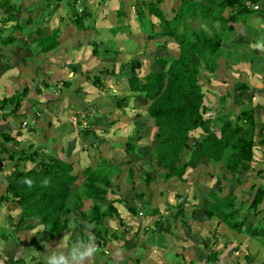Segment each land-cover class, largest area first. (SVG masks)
Instances as JSON below:
<instances>
[{"label":"trees","instance_id":"obj_1","mask_svg":"<svg viewBox=\"0 0 264 264\" xmlns=\"http://www.w3.org/2000/svg\"><path fill=\"white\" fill-rule=\"evenodd\" d=\"M71 1V8H74L78 0ZM106 1L108 0H103V3L106 4ZM58 2L59 0H45L44 3L48 8L54 6L56 10H59ZM161 2L162 0H134L128 4L120 0L112 10L116 18L115 23L117 21L118 23L109 27V31L115 34L118 29L124 28L128 34H132L128 23L125 25L119 24V18H126V9L132 7L134 9V19L141 28L139 32H145V38L147 39L156 36L171 39L176 44L175 53L171 54L167 48L161 46L160 48L165 50L166 55L154 57L153 61L157 64V69H149L142 76L138 75L142 63L136 58L131 57L128 61L121 63L120 66L122 67L120 68L125 70L124 79L129 92L117 94L114 91L113 94H108L100 100L95 96L89 102L90 111L96 113L95 110L100 106V103L105 102L108 107L117 108V112H113V115L102 114L108 128L119 121L118 113H123L124 105L130 97H133L134 101L139 102L140 105H144L145 114L151 121L153 131L151 141L153 145H142V149L147 154L146 166L149 170H143L140 164L136 168L142 171L143 176H140V180H143L145 185L156 176H162L163 178L174 176L176 179L182 180L184 171L187 168L194 167L201 159L213 164L219 163L221 168L229 174V181H239L241 176L238 172L253 170L251 167L253 149L258 145H264V129H257L253 107L240 106L232 120L219 117L220 115H217L220 110L218 107L225 104L223 97L219 96L212 106L209 105L205 96L206 90L199 84L198 76L202 75L205 81H209L210 78L217 76L219 57L230 61L228 55L231 56L232 53L225 51L223 48L225 47L222 43L223 32H227L230 37L228 23L238 20L239 15L242 13H246L250 9L254 10L252 5H258L261 1L172 0L168 16L159 7ZM248 3H250V7H248ZM2 8H5L7 14L3 17L2 22L10 20L13 23L7 27L8 33L3 34L0 32V74L10 69L12 64H21L20 60H24V57L32 56V61L40 66L38 71L35 68L38 73L36 76L45 75L31 87L36 96L33 106L36 107L37 104V107L33 110L32 118L34 121L32 123L34 125L27 127L24 133H33L37 129L34 126L38 125L39 121L43 123L41 125L45 129H52L55 123L60 128L65 126V124H61L62 117L55 120L56 117L46 119L44 116H40V113L47 111V103H50L52 107L53 103L59 101L55 94L60 92V88L50 91L49 87L52 82L49 76L54 68H58L59 65L62 68L64 64L63 62L59 64L56 61L49 60L48 54L56 53L63 42V33L59 29L62 16L58 17L59 23L56 25L52 23L54 22L52 21L54 15H51L48 20L45 17L39 18L38 16L34 18L37 21L32 23L29 8L26 11L28 15L25 18L19 16L20 9L25 10V7L18 3L0 2V9ZM77 8L75 7L73 11L69 9L67 13L69 22L79 30L91 27L94 18L92 12L85 6ZM87 19H89V22ZM147 25L148 30L146 29ZM25 30L28 32L24 38L17 35ZM115 41V39L107 40L106 45L100 51L102 58L106 56L116 57L119 50H117ZM32 44H34V47ZM102 44L103 42L94 39L90 41L91 52L94 56L98 55L97 47ZM31 46L33 47V54L30 52ZM20 47L23 48L21 53L19 52ZM67 67L73 73L82 74L85 84L90 79L92 88L97 89L99 92L101 89H107V83H105L103 77V74L107 72L106 69H100L98 72L92 73L81 71L76 63L68 64ZM108 71L116 81L119 79V75L114 73L112 69ZM58 78L55 86L59 81ZM60 82L62 88L70 84L69 80H60ZM234 86L235 90L238 91L245 88V85L240 82H236ZM85 87L88 90L91 86L86 85ZM28 90L27 86H23L20 91L0 98V111L2 113H5L3 112L5 109L9 110L6 113L17 111L20 108V98L26 96ZM82 109L84 108L81 107L80 110ZM79 114L76 113V115ZM139 115V113H136V116ZM136 116L131 119L135 124L131 131L135 134L138 132L141 123L136 119ZM35 119L39 121L36 122ZM107 128H104L103 132H107ZM38 129L42 128L39 127ZM45 129L44 132L35 134V136L38 135L42 140L44 138L47 140L48 132ZM198 129L202 133L196 137H191L192 134L190 133ZM53 130L55 131V126ZM81 133H85L87 140L90 141V138L94 140L91 136V133H93L91 128L82 129ZM20 134V132L16 133L17 136ZM135 139H141L140 135H137ZM84 140L81 138L80 142ZM72 143V140H65L63 146L60 147L62 154L65 153L61 157L56 154L47 155L44 150L39 152L34 142H26L25 139L19 141L13 135H10L8 131L0 129L1 152L7 154V159H17L23 164L21 167L14 165L6 172L3 181L5 186L3 194L0 195V202L12 201L19 207L18 225L26 220L36 219L37 223L41 224L46 230V236L52 237L67 228V223L72 222L69 213H75L76 206L81 205L82 199L89 198L92 204L88 212L77 211V213H80L83 221L80 226L83 228L89 224L88 230L92 234V239L99 245L105 240L104 218L107 215L114 216L119 224L121 223L113 202H122V198L110 199L111 201L109 200L103 209H101V203H99L105 199L104 196L107 192L110 194L116 193L109 190L112 175L117 171V166L100 165V161H97V166L94 167L87 165L80 169L81 180L76 185L77 177L71 174L72 162L67 159ZM135 147V141L132 140L131 136H128L123 145L124 150L127 153H133ZM184 150L186 151L185 157L182 156ZM96 154L99 155L98 149ZM25 162L31 163L32 166L26 167ZM258 169V171H262L264 167ZM150 170H153V172L151 173ZM252 172L254 173V170ZM132 173L133 169L129 167V178H131ZM25 178L34 182L32 187L22 183ZM44 181H47V184ZM258 182L260 181H255L249 186L253 193L247 204L231 192L220 195V189L217 188L208 195L211 200L204 204L202 212L206 218L213 217L216 220L213 228L216 224L223 223L229 229L249 236L264 247V185ZM138 196L140 194L133 196V200L138 201ZM244 205L245 208L242 212L241 208ZM127 209L130 213L136 211L131 206ZM142 211L146 215L158 214L156 208H150L149 206H143ZM176 213L181 214L182 209L179 208ZM172 215L173 213L169 212L167 216L158 217L154 221V224L158 226V230L166 232L170 230L173 223L168 222L167 219ZM181 223L186 226L184 219L181 220ZM79 235H82V233ZM210 236L212 244L204 245L209 249L208 253L203 254L204 263L208 261L209 264H219L216 258L217 253L212 250L217 235L213 231ZM237 249V245L232 248L233 251ZM244 258L247 261L246 264H252L251 256L246 255Z\"/></svg>","mask_w":264,"mask_h":264},{"label":"rangeland","instance_id":"obj_2","mask_svg":"<svg viewBox=\"0 0 264 264\" xmlns=\"http://www.w3.org/2000/svg\"><path fill=\"white\" fill-rule=\"evenodd\" d=\"M8 1L12 3H18L21 6L29 2V0H0V2H3V3L8 2ZM115 1L116 0L109 2L108 0L104 7L101 6V4L97 5V3H94V2L93 4H88L89 6L88 9L92 10V14L94 17L93 24L91 27H88L87 29L79 30L69 22V17H68L67 12L69 11V9L73 11L75 7L76 8L79 7L80 1L78 2L76 1L74 8H71V2H72L71 0H67V2L65 3L66 6L63 4V0H59L58 2L59 9H62V8L63 9L61 11L55 10L54 19L52 20L54 22L52 23L53 25L58 24L59 22L57 19L59 16L60 17L62 16V22L59 23V29L61 30V33H63L62 35L63 42L58 47V51L56 53L48 54V59L51 61H56L59 64L63 62V60L68 61L70 59H76L80 63L79 64L80 70L83 72L96 73L100 69H106L107 72L103 74V77L105 78V83H107V89L106 88L101 89V91L99 92L97 89L92 88V85L90 84L91 83L90 79H88L85 84L83 81L84 76L82 74H79L76 72L74 75V77L76 78L75 79L71 75L70 71L67 70L64 75H59L60 76L58 78L59 81L57 82L56 86H55L56 80H54V81H51L52 83L49 87L50 91L55 90V88H60L59 94L61 95L59 97V103H53L52 105L53 110L50 113L48 114H46L45 112L40 113L41 117L43 115L48 116L46 119L56 117L54 119L57 120L59 119V117L64 116V119H63L64 123L62 120L61 124L62 125L65 124V126H62L60 128V126L58 127V125H56L57 123H55L54 124L55 131L53 130V127H54L53 126L51 129L52 132H50L49 135L46 136L47 140L44 143L40 136L38 135L35 136V134H41L42 132H44V129H35L33 133L31 134L25 133L26 135L25 140L26 142L27 141L34 142L36 145L35 147H37L39 152L45 149L47 155L57 154V156L61 157L63 154L61 153L62 150L59 147H61V145L63 146V144L65 143V140L68 141L71 139H75L76 138L74 137L75 135L78 136V139H80V141H81V138L87 140L88 138L86 137L85 133L83 134L81 133V130L84 129L85 126H86V129H89V128L93 129V133H91V136L94 138V140L90 138L91 141L87 140L84 142L87 149L84 146H82V143L79 148H77L76 146L71 148V149L74 148V153L71 155V157L74 160V165L72 166L71 174L76 175L77 179L78 178L81 179L80 169L84 167L86 164H88L89 166H93V167L97 166V161L98 162L100 161L99 162L100 165H104V166L116 165L117 171L113 173L112 175L113 178L111 179V185H113L114 191L118 194L119 193L122 194L121 196L123 198H126L127 200L129 198L131 199V196L133 197L137 194H140V196L138 197H140L141 200H143L145 203H148V205L149 203L152 206L156 204L158 210L160 211L162 210V213L167 214L168 212H175L172 215V217L177 216L176 221L174 222L172 221V223L176 224L174 228H178V227L182 228V231L184 232L183 235H185L186 237H187L186 231H188L187 229L191 227V222L195 220L198 216H200L201 218H199L198 221L201 227L203 228V231L200 233L201 235H199L197 245L201 247L204 253H208L209 249L201 246L204 243L212 244V239L209 234L211 233L210 229L213 223L215 222V219L213 217L207 219L201 215V210L203 209L204 204L211 200L208 195L212 193L213 191H215L217 188H219L220 194L223 195L224 193L231 192L238 199L243 200V203L247 204L248 200L251 197L250 195L253 193V192L251 193L247 191L248 185L252 181H256L257 179L256 177H254L252 171L256 169L259 166V164L252 162L251 167L253 170H248V171L242 170L238 172V174L241 176V179L238 181L239 184H237L238 182L235 184L233 182L234 180H231L232 184H230L229 174L226 172L225 169L221 168L219 163L213 164L204 159H201L200 162H198L194 167L188 168L189 170L186 169L187 171L185 170L186 173H185L184 181L183 182L178 181L179 183L181 182V185L183 186V188L181 189H179V187L176 185L175 182L177 181L175 179H169L167 182H163V181L160 182V178L159 179L156 178L155 181L160 185V186L157 185L156 187H154V190L157 191L156 193L160 192V193H163V195L164 194L167 195L168 193L169 198L171 200L168 199L166 201V199L163 197L162 199L157 198V194L156 193L153 194L152 190L147 188V186L143 183V180H140V176L141 175L143 176L142 171L136 168V166L140 164L142 165L143 170H147V171L149 170L146 166L147 154H146V151L142 149V145L144 146L153 145V142L151 141L152 140L151 134L153 132L151 121L145 114L146 112L144 111L145 109L144 105H140L139 102L134 101L133 97H130L126 105H124L125 107L123 108V113L122 112L121 114L118 113L119 121L115 124H112L110 127L107 128V125L105 124V120H103L102 114L103 115L104 114L113 115V112L114 113L117 112V108H114L112 106V108L114 109L113 111V109L110 106L108 107L107 103L105 102V103H100V106H98L95 110L96 113H93V112L90 113L91 107H90L89 102H90V99L93 98V96H96L97 99L100 100L102 98H105L106 95L108 94H113L114 91L117 94H120V93L124 94V93L129 92L127 89L126 83H125V79H124L125 70L120 68L122 67L120 66L121 63L128 61V59H130L131 57L136 58L137 60L140 61V63H142L140 69L138 70V73H139L138 75L142 76L149 69H152V68L157 69L158 66L153 61L154 57L166 55L165 50L160 48L161 46L164 48H167L171 54H174L176 51V44L175 42L171 41V39L164 38L161 36H156L152 39L145 38L146 33L139 32L141 28L137 25V22L134 19V9L132 7L131 8L129 7V9H126L127 11L126 18L125 17L119 18L120 25H125L126 23L129 24V29L132 32V34L131 35L128 34L124 30V28L118 29L115 34H112L109 31V27L118 23V21L117 23H115L116 18L114 16V12L112 11L115 8V5H114ZM132 1L134 0H126L125 3L130 4ZM171 4H172V0H162L161 4H159V7L162 8V11H164V14L166 16L169 15V7ZM248 7H250V3H248ZM2 9L6 13L5 8H2ZM33 9L35 10L36 7H34ZM39 9H40L39 10L40 12L37 11L34 14L36 15L39 12L37 14L38 16L41 17L45 15L44 17L46 18V20H48V18L51 16V13H52L51 11H54V9L56 8H54V6H52V8L51 6H49V8L48 6H45V7L39 6ZM22 14L25 15V13H22ZM262 17H264V4L260 6L259 10L250 9L248 12L242 13L241 15H239L238 20H243L245 23H251L252 25H256L257 23L260 25L263 22ZM87 21L89 22V19H87ZM87 21L86 23H88ZM236 21L237 20H235L234 22ZM252 25L251 27L253 29H257L256 27H253ZM146 29L147 30L149 29L148 25ZM259 31L262 32V30H259ZM92 39H94L95 41L103 42L102 45L97 47L98 49L97 56H94L93 53L91 52L90 41ZM108 39L116 40L115 42L117 44V50H119V52L115 58H110L109 56H106L104 58L101 57L100 51L102 47L106 45ZM229 39L230 38H229L228 33L223 32L222 34L223 42L222 43L225 45V47H223L225 51H229L231 48L230 46H228ZM259 41H262V40L259 39ZM32 46L34 47V44H32ZM32 46L30 48L31 54H33ZM239 47L241 48L240 50L238 48H234V51H233L234 55L233 54L231 56L230 54L228 55V59H230L232 62L236 63L241 60L246 61L247 60L246 58L249 57V54L244 53L245 48L243 47V45H240ZM27 51L29 50L27 49ZM19 52L20 53L23 52V48L20 47ZM95 57H96L95 61L92 60V62H95L93 64L90 62V59H93ZM28 58L29 57H25V60H20L21 65H23L22 73L24 74L26 79H31L32 82H36L39 79H42L43 77H45V75H39V77L32 75L34 70H32L31 68L27 66V65H31ZM256 65L261 67V65L259 64H256ZM109 69H112L114 73H117L119 75V79H117V81L114 79V77H112V75L109 74V71H108ZM55 71L57 70L55 69ZM23 74H22V77H23ZM13 76L16 77L17 81L14 79V82H12V84H9V88H6L5 90L7 94L14 91L13 89H17V91L21 90L22 85L24 84V78L20 79V77H18L17 74L14 75V73H13ZM60 80L62 81L69 80L70 84L66 86L65 88H62ZM198 82L199 84L202 85V87L205 90H207V86H206V83L202 75L198 76ZM76 83L78 84V86L81 87L82 90H78V88L75 90ZM86 85L91 86V87H89L90 91L88 93V97L84 99L82 97L83 96L85 97L87 95L86 93H83L84 89H86L85 87ZM58 96L59 95L56 93L55 97H58ZM22 98L23 96L20 98V100H22ZM240 101H241L240 103L241 105L246 104V103H242V99H240ZM81 107H83L84 109L80 110ZM220 107L221 106H219V108ZM238 107L240 106L238 105ZM78 109L82 113L75 116V112L78 111ZM88 109L89 111H87ZM136 113H139L140 115L136 116ZM219 113L227 116L228 113H232V111L219 110ZM26 114H28V116L25 117L27 120L25 119L24 120L27 121L28 123L30 119V114L29 113H26ZM72 116H75L76 119L72 118L71 120ZM134 116H136V119L138 121H141L139 130L136 134L131 131V129L135 127V124L131 121V119H134ZM21 117L22 115H19L18 119L21 120ZM54 119L52 120L54 121ZM70 120L72 122H75L73 123V124H76L75 127L70 125V122H69ZM92 125L93 127H91ZM104 128H107V132H103ZM201 133H202L201 130L198 129V130H195L194 132H191L190 134H192L191 137H196L200 135ZM137 135H140L141 139L139 140L135 139ZM23 136L24 134H21L19 137L16 136L15 134V137L18 140L20 139L23 140L22 139ZM128 136H131L132 140L135 141V144H136V147L133 153H126L123 150V145L126 142ZM109 140H115V143H113V146L115 147V149H113L112 151L109 150L108 148L109 145L106 144V142ZM93 143L96 144V147H94V150H93V146H89V144L92 145ZM97 149L100 154V156L98 157H96ZM85 150H87V153H85ZM185 152L186 151L184 150L182 153L183 157H185V154H186ZM6 155L0 158L2 160L0 162V165L4 163L6 168L8 167L11 168L14 165L21 167L23 165L17 159L16 160L7 159ZM25 165L26 167L32 166V164L29 162H25ZM129 167L133 169L131 178H129L128 176ZM150 172L152 173L153 170H150ZM217 178L219 179L217 180ZM243 180L246 181V184L242 183ZM130 181H132V183H130ZM76 183L78 184L79 182L76 181L75 184ZM131 184L133 185L131 186ZM173 185L175 186L174 188H173ZM2 191L3 189L0 190V194H3ZM183 193L185 195H183ZM182 198L184 199V201L186 200L187 203L183 202ZM163 199L166 202H168L166 203L167 206H165ZM173 199H178L179 201H182L184 203L183 207L185 211L183 210V208H181L182 213L180 215L176 214V212H178V209L180 207L176 206L175 208V206L172 203ZM7 205L9 206V209H11V206L12 207L15 206V204L11 203L10 201L7 202ZM192 205L197 206V207L195 209V213L193 212L191 213L194 215L191 216L189 219L187 216V213L189 210H191ZM144 207H147V205L144 204ZM0 208L1 209L4 208V202H0ZM244 208H245V205L241 208L242 212L244 211ZM5 213H6L5 215H7L6 211ZM182 219H185L187 221L188 226L182 225L181 223ZM32 220L34 219H31V221ZM153 221H154V218H153ZM2 224H6V222H2ZM127 226H130L132 228L133 224H127ZM74 229L76 228L74 227ZM192 230H190L189 233L190 234L192 233L193 235L194 230L193 231ZM216 230H217L218 238H217V241H215L216 243L214 242L215 244H213L212 250L217 253L216 258L219 264H235V263L246 264L247 261L244 258L246 255H249L252 257V264L264 263V247L260 246V244L256 240L253 239V241L255 242L248 243V240H246L247 239L246 236L239 237L236 231H233V230L229 231L223 225H218L216 227ZM76 231H78V229ZM225 231L228 234L227 233L223 234V232ZM6 233H7L6 227H3L2 229L0 228V236H2L1 234H3L5 237L7 236L5 235ZM34 234L35 236L32 237V240H31L33 242V246L31 248L29 244L27 248L29 251H31L33 248L36 249L35 247L36 245L34 244L36 241L37 248L39 250L38 255L42 259L45 260L46 252L49 251L50 248L47 249L46 247L47 245L44 244L43 240L42 242H39L37 240L36 232ZM79 234H80V231L72 235V240L78 235L77 244L72 245L71 243H68V244L64 243L63 245H60L62 247L66 245L68 246H67V249H64V248L56 249L58 254L68 255L70 252L79 250L84 246L86 247V245L89 243V240L85 236L80 237ZM230 234H231V237L229 236ZM119 235H121L119 231L114 232L115 237ZM205 237L206 239L202 241V239ZM223 237H225V240H222ZM228 238H231V240H228ZM46 239H48V237H46ZM229 242L230 244H228ZM222 243L228 244L227 246L229 249H227L225 245L223 246ZM236 243L238 244L239 249L237 251H233L232 253L230 247L235 245ZM44 260H41V264H42V261ZM35 261L36 262L38 261L37 258ZM13 263L14 262H12L11 264ZM116 263L121 264L123 262L118 260L116 261ZM45 264H47V260ZM205 264H209V262L207 261Z\"/></svg>","mask_w":264,"mask_h":264},{"label":"crops","instance_id":"obj_3","mask_svg":"<svg viewBox=\"0 0 264 264\" xmlns=\"http://www.w3.org/2000/svg\"><path fill=\"white\" fill-rule=\"evenodd\" d=\"M79 1H80L79 3L80 6H85L87 8L89 7L88 4H93V2L97 3V5L101 4V6L103 7L105 6V3L103 4V0H79ZM110 1H113V0H109V2ZM119 1L120 0H116L114 5L116 6V3ZM260 1L261 2L258 4V10L260 9V6L264 4V0H260ZM44 2L45 0H29V2H27L25 5L22 6V7H25V10L20 9L19 16L24 17V18L27 17L28 14L26 11L28 8L29 9L31 8L29 14L31 15V18L33 20L32 23L36 22L37 20L34 18L38 16L37 15L38 13L36 15L34 13L39 10V6L45 7ZM66 2L67 0H63L64 5ZM123 2L125 3L126 0H123ZM34 7H36L35 10L33 9ZM62 9H59V11H61ZM55 10L56 9H54V11H51L52 13L50 12L51 15H54ZM90 11L92 12V10ZM3 13H5L4 10L0 9V32H2L3 34H6L9 31L7 27L11 25V23L13 22L10 20L2 22L3 17L7 15L6 13L5 14ZM22 13H25V15H23ZM44 16H41V17H44ZM262 18H263V22L260 25L258 23L256 25H252L251 23H245L243 20H237L236 22L228 23L230 26L229 28V33H230L229 38L230 39L228 41L229 42L228 46L231 47L229 52L234 55V52H233L234 48H238L240 50L241 48L239 46L243 45V47L245 48L244 53L249 54V57L246 58L247 59L246 61L241 60L236 63L231 62V60L227 61L223 57L222 58L219 57L220 58L218 59L219 69H217V72H216L217 76L215 75L214 78H210L209 81L204 80L207 86L205 96H206V100L208 101L209 105L212 106L214 102L217 100V98L219 96H222L225 104L224 106H221L220 108L219 107L218 108L220 110L232 111V113H228L227 116L217 113V115H220L219 117H222V118L224 117V119L225 118L232 119L234 117L235 112L239 109L238 105L244 106V107H253L254 109L253 116L255 119V125L257 129H260V130L264 129V50L258 48L257 44L264 43V39H262L264 38V17ZM251 25L253 27H256L258 30L253 29ZM259 30H262V32H260ZM27 32L28 31L25 30L24 32H20L17 35L22 36L24 38L27 35ZM259 39H261L262 41H259ZM95 59L96 57L93 59H90V62L94 64L95 62H92V60L95 61ZM24 60H25V57H24ZM28 60L30 61L31 65H27V66L31 68L32 70H34L32 75L36 76L38 74L37 71L40 69V66L38 65V63H34L32 61V56L29 57ZM74 63L78 65L80 64L76 59H70L68 61L63 60L64 67L61 68V66L59 65L58 68L57 67L54 68L52 70L53 72L49 76L50 77L49 79L51 81H54L58 78L59 75H64L67 70L70 71L67 65L74 64ZM256 64L261 65V67L257 66ZM22 66L23 65L21 64H15V65L12 64V67L10 69H7L3 73L0 74V98L4 96H9L17 92V89H13L14 91L8 94L5 91L6 88H9V84H12V82H14V79L16 80V77L13 76V73L14 75L17 74V76L20 77V79L24 78V84L22 85V87L27 86L29 89L26 96H24L22 100H20V108L17 111L12 112V113H6L9 111L6 109L5 111H3L5 113H2L0 111V129L4 131H8L10 135H13L14 137L17 132H20L21 134H24L22 139H25L26 135L24 131L27 129V127L34 125V123H32L34 121L32 117H33V110L37 107V104H36V107L33 106V104L36 101L34 100L36 99V96L34 95L33 89L31 88L35 84V82H32L31 79H26V77L22 73V70H23ZM35 68L37 69V71L35 70ZM55 69L57 71H55ZM70 73L74 77L75 73H73L72 71H70ZM22 74H23V77H22ZM236 82L243 83L245 85V88L239 91L235 90L234 84ZM77 88L78 90H82L81 87L78 86V84L76 83L75 90ZM89 91H90L89 89L88 90L84 89L83 93H86L87 95L85 97L83 96L82 98L86 99L88 97ZM59 93H58L59 96L57 97L58 99L61 95ZM94 97L95 96H93V98ZM92 99H90V101H92ZM240 99H242V103H246V104L241 105ZM55 103H59V101ZM49 106H50V103H47L46 104L47 111L45 112L46 114L51 112L50 108L53 109V106L52 107L50 106V108ZM26 113L30 114V119L28 123L25 122L26 124L22 126V121L27 120L25 117L28 116V114ZM19 115H22L21 120L18 119ZM47 117L48 116H44V118H47ZM63 119H64V116H62L61 121ZM35 121L38 122L39 120L35 119ZM63 123H64V120H63ZM41 124L43 123H40L39 121V124L35 125L34 127L37 129L39 127L42 129H45V127H43ZM91 127H93V125ZM45 130H47L48 135L50 132H52L51 129L49 128H46ZM76 137L78 136L76 135ZM74 140H77V139H74ZM19 141H21V139ZM45 141L46 139L44 138L43 143ZM44 152H46L45 149H44ZM73 153H74V150H71V152L67 154L68 156L67 159L72 162V165H74V160L70 156ZM85 153H87V150H85ZM5 155L6 153L1 152L0 150V157L5 156ZM263 158H264V145H258L253 149V163H258L259 166L256 169H254L253 175L254 177L257 178L256 181H260L258 183H262L264 185V169H262V171H258L259 170L258 168L264 167ZM2 164L0 165V190L2 189L4 190L5 185L3 184V181L5 178L6 172H8L10 169L9 167L6 168L4 163ZM187 170L189 169L187 168ZM186 171H184L183 173L182 180H178L174 176L169 177V178H163L162 176L160 177L156 176L154 180H151L150 183H148L146 186L148 189L152 190L153 194H155L157 191L154 190V187L159 185L155 181L156 178L157 179L160 178V182L162 181L167 182L169 179H175L177 181L175 182L176 185L179 187V189H181L183 188V186L181 185V182L179 183L178 181H182V182L184 181ZM80 180L81 179L79 178L76 179V181H78L79 183H80ZM233 182L236 184L238 181H233ZM254 182L255 181H252L248 185V188H247L248 192H251V193L253 192L252 190L249 189V186ZM242 183L246 184V181L243 180ZM78 184L76 183V185ZM230 184H232L231 180H230ZM237 184H239V182ZM174 187L175 186L173 185V188ZM110 189L111 190L109 191H112V190L114 191L113 185H111ZM156 194H157V198L162 199L163 197L166 199V201L170 199L168 193L167 195L165 194L163 195V193H160V192ZM219 194H220V191H219ZM225 194L226 193H224L223 195ZM121 195L122 194L120 193L110 194L109 192H107V194L104 196L105 199L99 202L101 203L100 204L101 209H103L106 207V204L109 202L110 199L112 200V198H115V197H120V199L122 198L121 199L122 202H119V203L113 202V206L116 208L117 213H118L117 215L121 219L120 221L123 225L121 223L119 224L118 220L114 216L107 215L104 218L103 226L107 230L104 234L105 240H103V242L100 241L101 243L99 245L97 244L100 247L101 251L90 262V264H117L116 261L118 260L123 262L121 264H205L204 256H203V254L205 253L202 251L201 247L197 245L199 235H201L200 233L203 231V228L201 227L198 221V219L201 218L200 216H198L195 220L191 222V227H189L187 229L188 231H186L187 237L183 235L184 232L182 231V228H179V227L174 228L176 225L174 223L173 225H171V228L169 231L167 232L160 231L158 230V226L154 224V221L158 217H162L164 215L167 216L169 212L167 214L162 213V210L161 211L158 210L156 204L152 206L149 203L148 205V203H145L143 200H141L140 197H138L139 198L138 201L133 200L132 196H131V199L129 198L127 200L126 198H123ZM183 195L185 194L183 193ZM250 196L252 197V194ZM166 201L164 200L165 206H167L166 203H168ZM182 201L186 202V200L184 201L183 198H182ZM182 201H179L178 199H173L172 203L175 206V208L176 206H180V208H183L184 210V207H183L184 203ZM7 202L9 201L4 202L3 209L0 208V228L2 229L3 227H6V230H7V233L5 234L7 236L4 237L3 234H1L2 236H0V264H11L12 262H14L13 264H41V260H44V259H42L38 255L39 250L37 248L36 241L34 243L36 245L35 246L36 249L33 248L31 251H29L27 248L29 244H30V247L32 248L33 242L31 240H32V237L35 236L34 234L35 232L37 234L36 235L37 240L39 242H42L43 240L44 244L47 245L46 246L47 249L50 248L49 251L47 252L45 251L46 252L45 260L42 261V264H45L46 260L48 261L51 255H59L56 249H59V248L67 249L68 245L63 246V247L60 245H63L64 243H67V244L71 243L72 245L77 244L78 235L72 240V235L76 233L77 229L78 231H80V233H82V235H79L80 237L85 236L89 240V243L94 241L92 239V234L88 230L90 225L88 224L87 227L82 228L80 226L81 223L83 222L82 217L80 216V213H77V211L84 212V213L88 212L92 204V201L89 198H83L81 201V205H79L78 207L76 206L75 213L73 212L69 213L70 216L72 217L71 218L72 222L67 223V228L63 229V231L61 230L58 234H55L52 237L46 236V230L43 228L41 224L37 223L36 219L32 221L26 220L23 223H20L18 225L17 220H18V208L19 207L15 205L14 207L11 206V209H9ZM10 202L13 203L12 201ZM144 204L148 205L150 208L151 207L156 208L158 211V214H155V215L144 214V212L142 211ZM129 206L134 207L136 209L135 213L128 212L127 208ZM196 207L197 206L192 205L191 210L188 211L187 216L189 219L191 216L194 215L191 213L192 212L195 213ZM5 211L7 212V215H5L6 214ZM202 211L203 209L201 210V215L203 216L204 214ZM138 212H140V214H138ZM172 213L174 214L175 212H172ZM176 214L180 215L179 213H176ZM176 217L177 216L170 217L167 219V221L174 222L176 221ZM153 218H154V221H153ZM204 218L206 217L204 216ZM2 222H6V224H2ZM185 222H186L185 223L186 226H188V223L186 220ZM215 223H216V220L211 226L210 230L211 232L214 231L215 234L217 235L216 227L218 225H223L224 227L226 226L223 223H218L214 227L215 228L214 230L213 226ZM127 224H133V227L131 228L130 226H127ZM74 227L76 228V230L74 229ZM226 228L229 231H231V229H229L228 227ZM190 230L194 232L193 235L192 233L191 234L189 233ZM115 231H119L121 235L115 237L114 236ZM226 233H227L226 231L223 232V234H226ZM237 234L239 237L246 236L247 238L246 240H248V243L254 242L249 236L245 234H240V233H237ZM229 236L231 237V234ZM46 237H48V239H46ZM217 238L215 241H217ZM204 239H206V237L203 238L202 241ZM222 240H225V237H223ZM228 240H231V238H228ZM230 242L228 244H230ZM88 244L86 245V247L88 246ZM205 244L206 243L202 244L201 246L204 247ZM228 244L222 243L223 246L225 245V247L229 249L227 246ZM236 245L239 249V246L237 243L235 244V246ZM233 247L234 245L230 247L232 253H233V250H232ZM36 258L38 260L37 261L38 263L35 261ZM70 264H77V262L75 260H72Z\"/></svg>","mask_w":264,"mask_h":264},{"label":"clouds","instance_id":"obj_4","mask_svg":"<svg viewBox=\"0 0 264 264\" xmlns=\"http://www.w3.org/2000/svg\"><path fill=\"white\" fill-rule=\"evenodd\" d=\"M79 1V0H78ZM77 1V2H78ZM104 4V3H103ZM253 6H256V8H253ZM252 8L254 10H257L258 9V5L257 4H254L252 5ZM264 39V38H262ZM257 47L264 50V43H258L257 44ZM78 106V105H76ZM79 110L75 112V116H76V113L79 114ZM75 116H72L71 117V120L72 118L76 119ZM233 119V118H232ZM230 119V120H232ZM70 120V123L72 126H76V124H73ZM27 121H22V126H24ZM77 122V121H76ZM75 123V122H74ZM84 129H86V126L84 127ZM75 130V129H73ZM260 130V129H259ZM76 137V135L74 136ZM75 139L77 140H74V139H71L72 140V144L71 146L74 147L76 146L77 148H79L81 146V143H82V146H84L86 149V145H85V141L87 140H84L83 142H80V139H78V137H76ZM89 141V140H88ZM91 141V140H90ZM113 143H115V140H109L106 142L107 145H109V150H113L115 149V147L113 146ZM119 144V143H117ZM89 146H93V148L96 146V144H92ZM71 150H74L71 149ZM124 150V148H123ZM125 151V150H124ZM71 152V151H70ZM126 152V151H125ZM127 153V152H126ZM129 153V152H128ZM100 156L96 154V157ZM88 164H86L85 166H87ZM73 166V165H72ZM84 166V167H85ZM83 168V167H82ZM22 183L28 185V187H32L33 186V181L31 179H28V178H25ZM45 184H47V181H44ZM138 214H140V212H138ZM101 251L100 247L96 244L95 241L91 242L88 244V246L85 248V247H82L81 249L79 250H76V251H73V252H70L68 255H64V254H60V255H51L47 261V264H70V261L71 260H75L77 262V264H90V262L97 256V254Z\"/></svg>","mask_w":264,"mask_h":264},{"label":"built area","instance_id":"obj_5","mask_svg":"<svg viewBox=\"0 0 264 264\" xmlns=\"http://www.w3.org/2000/svg\"><path fill=\"white\" fill-rule=\"evenodd\" d=\"M253 8H256V6H253Z\"/></svg>","mask_w":264,"mask_h":264}]
</instances>
